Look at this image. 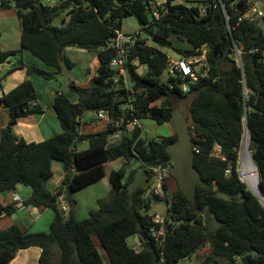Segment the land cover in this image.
Masks as SVG:
<instances>
[{
  "label": "trees",
  "instance_id": "16d2710c",
  "mask_svg": "<svg viewBox=\"0 0 264 264\" xmlns=\"http://www.w3.org/2000/svg\"><path fill=\"white\" fill-rule=\"evenodd\" d=\"M150 1L63 0L51 6L42 0H0V8L16 9L21 27V47H0V63L18 57V64L26 66L29 74L53 79L62 75L61 58L73 67L65 54L67 47L93 49L99 61L88 86L71 79L68 87L78 94L77 101L63 91L55 92L53 109L62 131L42 141H28L13 128L19 119L44 112L33 81L25 79L0 96V104L11 115L9 124L0 130V193L20 184L30 186L32 193L24 204L54 211L48 231H28L17 223L0 229V264H9L18 251L32 247L40 248L39 264H106L96 239L111 264H178L181 258H190L205 248L209 250L202 264H243L240 255L250 247L254 248L249 253L251 263L264 264V203L247 187L238 170L239 149L248 133L264 193V29L258 17L239 21L250 0H217V6L205 13L200 11L202 0L197 5L173 4L159 19L152 16ZM40 4L48 25L40 15ZM59 16L63 24L52 25ZM128 16L138 18L153 42L145 36L130 48L125 70L135 90L132 95L124 75L110 64L115 50L107 48ZM260 18L264 22V15ZM175 39L187 45L177 46ZM167 47L184 56L200 55L206 49L207 67L200 68L199 80L189 82L187 91L180 86V73L168 70ZM23 50L54 71L24 63ZM173 97L190 98L194 164L201 179L192 207L181 190L172 189L161 255L150 238L146 243L141 237L140 251L128 242L131 235L148 232L154 223L151 207L163 200L146 186L132 187L138 168L130 164L138 162L145 174L152 176L150 166L170 163L167 145L177 134L147 138L136 127L110 143L116 130L114 122L93 133L81 134L79 130L85 112L100 110L108 111L113 120L135 116L160 125L171 123L176 104ZM84 140L88 146L78 149ZM118 158L125 162L109 174L110 196L100 198L88 217L77 218L75 193L104 178L105 163ZM53 161L61 162L64 171L55 190L48 187ZM164 187L169 192L168 181ZM61 195L67 211L61 208ZM17 209V205L0 199V217L4 211L13 214Z\"/></svg>",
  "mask_w": 264,
  "mask_h": 264
},
{
  "label": "rangeland",
  "instance_id": "374dc122",
  "mask_svg": "<svg viewBox=\"0 0 264 264\" xmlns=\"http://www.w3.org/2000/svg\"><path fill=\"white\" fill-rule=\"evenodd\" d=\"M200 0H185V3L189 5H197L199 4ZM253 3L257 2V6L259 9H261L264 12V0H251ZM13 9V10H12ZM260 21L261 26L264 29V22H262V18L258 17L257 19ZM63 24L62 17H56L52 21V25L54 26H61ZM121 31L124 33H135L137 31L142 30V34L146 36L148 41L150 43H153L152 40L150 39V35L148 34L147 31L143 29V26L139 22L138 18L136 16H128L123 18L122 20V25H121ZM0 33H1V38H0V45L3 46H8L12 48H17L20 45V34H21V28H20V20L19 16L17 14V11L14 7H8L5 8V10H2L0 13ZM174 44L177 46L181 45H187L186 42L181 41L179 39L174 40ZM167 50V52L174 57H178L179 54L175 52V50L167 47L164 48ZM26 54H30L28 51H25ZM66 55L68 58L73 62V67H72V72L70 77H74V80L78 82L81 86H88L90 84L91 78L93 75H95L97 71V67L99 64V61L97 59V54L95 50H87L79 47H74L71 50H68L66 52ZM32 56V55H30ZM13 59H15L13 57ZM199 66V65H198ZM34 75V78L36 80H41L44 85L36 84L38 89L40 91L44 92V99L42 102L43 107H49V101L48 99L51 100L50 98V93H53V88H57L58 90L62 89L63 92L69 95V97L72 100H76L78 95L75 91L71 90L68 85H66V80L63 75L59 76L58 78H53V79H48L43 76L37 75V74H32ZM166 75V74H165ZM129 85H131V82H129ZM52 87V88H51ZM57 92V91H56ZM54 94V93H53ZM172 100L176 103L175 108H177L180 104H183L185 114L187 116L189 115V104H190V98L188 99H179L177 97H173ZM163 102L160 101L159 103ZM47 115L45 117L43 125L45 126V130L51 131L52 135H54L52 132L53 131V123L52 120H56L57 116L53 108L51 110L48 108L46 110ZM93 116V111H87L83 115L84 121H88L91 119ZM58 122L59 119L57 118ZM141 123L143 125V136H146L147 138L152 137V138H160L161 136L168 135L169 131L171 128L174 130L172 123H165V124H158L155 120L150 119V118H145L141 120ZM171 124V125H170ZM85 131L94 132L96 131V128L92 126L85 125L84 128ZM88 146V141L84 140L80 142L79 148L83 149ZM251 155V150L249 151ZM245 154H246V149H245V141L243 138L242 144L239 149V161H238V170L241 176V179L245 182L248 188H252L247 180V170L245 165ZM57 169L55 175L51 178L48 187L50 189H54V186L56 185L57 179L60 176L59 169H62V165L60 162H56ZM122 161L120 160L117 161H112L106 166L107 169V175L103 179L101 183H97L93 185V187L89 189H83L80 192H78V199H77V206H76V217L77 218H85L88 217L89 215V210L91 208V205L94 203V199L96 197L98 198H107L110 196L111 193V185L109 181V173L112 170V167L115 169L119 168L120 165H122ZM130 167L133 168H138V173H137V178L136 181L132 184V187L135 188L137 186L143 185L148 188V192L152 190V187L156 185V181L153 176H149L145 174L143 168L139 167L138 162H133L130 164ZM245 167V168H244ZM149 178L146 180V178ZM246 178V179H245ZM170 184V189L169 192L167 193L168 198L171 199V192L172 189L175 190L178 188L176 180L172 177V175L167 177L166 182ZM96 204V203H95ZM167 210V202L165 199L158 201L154 203L151 207L150 212H162L165 213ZM48 231V230H47ZM136 239V235H131L128 238V242L131 246L134 244V240ZM98 248L100 249L102 255L104 256L105 263L106 264H111L109 261V258L100 243L98 239ZM37 250H40L39 247H33L31 249H28L27 251H22L19 255V257L15 258L11 264H39V254H37ZM208 251V248L202 249L201 251L195 253L192 257L188 258L185 261H180L178 264H202L201 260L204 257L205 252ZM24 259V260H23ZM57 258H55L56 260Z\"/></svg>",
  "mask_w": 264,
  "mask_h": 264
},
{
  "label": "built area",
  "instance_id": "2783aa9c",
  "mask_svg": "<svg viewBox=\"0 0 264 264\" xmlns=\"http://www.w3.org/2000/svg\"><path fill=\"white\" fill-rule=\"evenodd\" d=\"M46 4L51 6L60 4L63 0H42ZM150 12L154 19H159L162 16L166 15L170 12V6L173 4H184L185 0H151L150 1ZM217 6V0H202L200 3V11L201 13H205L212 8ZM264 12L258 8L257 2L253 3L250 0L248 10L239 17V21L243 19H254L260 16H263ZM115 35L112 36L108 42L107 48H113L115 50V54L111 59V66L119 71V74L124 75L125 83L127 88H129L131 95L135 93V90L130 87L128 80L126 79V70L125 64L128 61V56L130 53V48L140 44V40L145 36L142 34V31H137L135 33H124L121 29L115 30ZM199 65V66H198ZM201 67H207L206 61V49L203 50V53L195 56H184L179 55L177 58L171 54H168V70L171 74L176 75L177 71L180 73L183 80L180 82V86L184 91H187L189 87V82L197 83L199 80L198 71ZM144 71L147 70L146 65L142 66ZM207 68L203 72L206 71ZM203 76L204 74L201 73ZM187 76H190V80L188 81ZM130 97V101H131ZM130 108H132V103L130 104ZM132 110V109H131ZM97 118L107 119L108 122H114V126L116 130L110 136V139L115 138L116 140L121 139L124 134L131 133L136 127H139L143 130V125L141 123V119L138 117H122L121 119L113 120L110 116V113L106 110H100L97 112ZM198 151V150H197ZM169 164H157V166H150V171L152 176L156 181V185L152 187V192L167 200V210L165 213L162 212H154L152 215L153 224L148 230V236L150 240H152L157 247L160 249L161 255H163V247L166 241V222L168 218V209L171 205V199L168 198V191L165 189L164 185L166 184L167 177L170 175L169 172ZM241 177V176H240ZM13 191V190H12ZM15 199H20V196L14 193ZM59 202L61 208L67 211L68 207L64 202L63 195L59 197ZM141 234L136 235V239L134 240L133 247L137 251H140L142 248V239ZM188 257L181 258L180 261L187 260ZM164 261V257H161V262Z\"/></svg>",
  "mask_w": 264,
  "mask_h": 264
},
{
  "label": "crops",
  "instance_id": "0c3cea01",
  "mask_svg": "<svg viewBox=\"0 0 264 264\" xmlns=\"http://www.w3.org/2000/svg\"><path fill=\"white\" fill-rule=\"evenodd\" d=\"M2 10H5V8H0V13ZM20 36H21V34H20ZM0 38H1V33H0ZM0 47L4 50L18 49L21 47V40H20V45L17 48L8 47L6 45L5 46L0 45ZM72 48H74V47L73 46L67 47L65 49V54L68 50H71ZM25 51H28V50H23V52H22V61L24 63L29 64V65H33V66H37V67L42 68V69L47 70V71H54L53 67L48 66L40 58L33 55L30 51H28L30 53L28 55L26 54ZM30 55H32V56H30ZM14 58L15 59H13V57H11L10 61H6L0 65V77L2 79V84L0 85V96L3 94V92L9 91L10 89L14 88L19 83H21L23 80L31 79L34 83V86H35V89H36V92L38 95V102L43 107L42 102H43V100H45L44 99L45 98L44 92L40 91V89H38L36 84L44 85V83L41 80H36V78H34V75L29 74L26 66L19 65L18 64V62H19L18 57H14ZM97 59H98V57H97ZM14 65H16L15 69L13 71H11L10 73H8V70L11 69V67ZM98 66H99V64H98ZM71 72H72V69H70V76L72 75ZM71 79L74 80V77L72 76ZM76 83L79 84L78 82H76ZM56 91H62V89L58 90L57 88H53L54 94L50 93L51 100L48 99V101H49L48 106L49 107H47V108L43 107V109H44L43 113L31 114V115H28L27 117L19 119L16 122V124L13 126V128H14V131L17 135L24 137L28 141H42V140L52 136L51 131L49 132V131L45 130L46 128L43 125V123H44L45 117L47 115L46 110L48 108L50 110H51V108H53V98H54ZM77 100H78V97L75 101H77ZM72 101H74V100H72ZM6 114H7L6 109L3 106H0V130H1V127L4 126L3 122H4V119L6 118ZM57 118H56V120L54 119L51 122V123L54 122L52 125L53 126L52 132H54L53 134H57V133H60L62 131V126L60 124V121L58 122ZM108 123L109 122L107 119L97 118V113L93 112V116L91 117L90 120L84 121V118L83 117L81 118L79 132L81 134L82 133H90L89 131L84 130L85 125L92 126V127L96 128V131L103 130L108 126ZM96 131H94V132H96ZM91 133H93V132H91ZM173 133H174V130L171 128V130L169 131V134H173ZM117 141L118 140L113 138V139H110L109 142L115 143ZM79 144H78V149H80ZM117 160H120V162L122 161V163L125 162L124 158H118V159H115L113 161H117ZM56 162L57 161L52 162L53 176L56 173V169H57V165H58ZM111 162L112 161L106 162L105 168ZM61 165H62V163H61ZM62 169H63V166H62ZM113 169H115V168L112 167V170ZM59 172H60V176L57 179V182H56V185L54 186V189H52V190H55L57 188V186L59 185V183H60V181L64 175V171H62L61 168L59 169ZM106 172H107V169H106ZM106 175H107V173H106ZM104 178H102L100 181H97V182H95V183H93V184H91V185H89L83 189H89V188L93 187V185H95L97 183H101ZM146 180H147V178H146ZM49 182H48V184H49ZM83 189H81V190H83ZM81 190H79L75 193L76 200L78 199V197H77L78 192H80ZM14 193L18 194L20 196V199H15ZM31 193H32V188L30 186H25V185H21V184L17 185V187L13 191L11 190V191H5V192L0 193V199L5 204H14V205H17V207H18L17 211L13 214H7L6 213L4 215H1V217H0V229L6 228V227H8L14 223H17L20 227H22L23 229H26L28 231H34L35 232V231H47V230H49L50 224L54 218V211L52 208L46 207V206L35 207V206L25 205L24 200H26L31 195ZM99 199L100 198H98V197H96L94 199V203L91 205L90 209L97 207V202ZM28 249H31V248H28ZM28 249H23V250L18 251L16 256L10 261L9 264H11V262L15 258L19 257V255L22 251H27ZM208 250H209V248H208ZM37 254L40 255V250H37Z\"/></svg>",
  "mask_w": 264,
  "mask_h": 264
},
{
  "label": "water",
  "instance_id": "95a60500",
  "mask_svg": "<svg viewBox=\"0 0 264 264\" xmlns=\"http://www.w3.org/2000/svg\"><path fill=\"white\" fill-rule=\"evenodd\" d=\"M36 1L37 3H40L41 0H36ZM40 15L42 17L44 24L48 25L49 22L43 4H40ZM1 64L2 63H0V65ZM60 65H61V73L66 80V85H69V83L71 82L70 67L64 58L60 59ZM0 106L2 105L0 104ZM10 120H11V115L10 112L7 111L6 118L4 119L3 122L4 126L8 125ZM171 123L173 125L174 132L177 134V138L167 145V151L170 154V162H171V165L169 166L168 170L172 175V177L176 180L178 189L181 190L187 196L188 205L192 207L193 204L196 202L197 185L201 179V173L194 164L195 151L192 140V133L190 131L191 118L190 116H187L185 114L183 104H180L177 108L173 110ZM246 139L249 140L248 133L244 135V141ZM248 149L249 151L251 150L250 141H249ZM252 159L253 162L255 163L253 157ZM152 166H157V164ZM258 176H259V171H258ZM259 188L264 196L260 182H259ZM251 190L264 203V199L258 193H256L252 188ZM4 214H6L5 211L2 213V215ZM141 236L143 240L146 241V243L150 242L147 232L145 231L142 232ZM252 251H254V248L250 247L241 253L240 258L243 264H252L249 258V253Z\"/></svg>",
  "mask_w": 264,
  "mask_h": 264
},
{
  "label": "bare ground",
  "instance_id": "6f19581e",
  "mask_svg": "<svg viewBox=\"0 0 264 264\" xmlns=\"http://www.w3.org/2000/svg\"><path fill=\"white\" fill-rule=\"evenodd\" d=\"M248 146H249V140L246 139L245 140V149H246L245 162L246 163L244 166L246 167V170H247V173H246L247 174V180H248L250 186L252 187V189L264 199V196L261 193V190L259 188L258 169H257L256 164L253 162V159H252V156L250 155Z\"/></svg>",
  "mask_w": 264,
  "mask_h": 264
}]
</instances>
